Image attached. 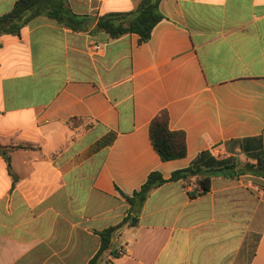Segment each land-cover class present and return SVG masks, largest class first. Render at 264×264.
<instances>
[{
	"label": "crops",
	"instance_id": "obj_1",
	"mask_svg": "<svg viewBox=\"0 0 264 264\" xmlns=\"http://www.w3.org/2000/svg\"><path fill=\"white\" fill-rule=\"evenodd\" d=\"M18 0H0V16ZM95 19L142 0H64ZM151 38L112 39L46 15L0 37V264H89L99 232L121 224L152 172L169 179L202 152L255 162L264 150V0H162ZM96 45L104 48L95 50ZM187 155L163 161L150 138L162 112ZM256 139L254 141H247ZM239 144H233V141ZM264 184L251 173L150 192L104 264H264Z\"/></svg>",
	"mask_w": 264,
	"mask_h": 264
},
{
	"label": "trees",
	"instance_id": "obj_2",
	"mask_svg": "<svg viewBox=\"0 0 264 264\" xmlns=\"http://www.w3.org/2000/svg\"><path fill=\"white\" fill-rule=\"evenodd\" d=\"M162 0H142L133 11L109 13L95 19L90 15H77L67 8L64 0H18L12 10L0 16V37L3 35L21 36L22 29L33 19L46 15L59 23L77 31L88 30L96 23L95 30L108 34L112 39L124 35L137 34L140 43L147 42L155 26L165 19L159 10ZM152 144L163 161L181 159L187 155L186 136L184 132L172 131L169 128V115L166 111L157 116L150 125ZM251 139L247 141H254ZM239 144V141H233ZM246 155L255 162H246L239 168L234 156L217 158L211 151H202L185 169L174 171L169 179H165L160 172H152L142 188L132 196H126L130 204L128 215L117 226L100 231L101 247L89 264H104L105 255L112 256L118 251L113 248L115 233L125 225L136 226L141 209L149 194L154 189L169 183L195 178L196 187L187 194L191 199L203 196L211 191L212 177L222 173L229 178L251 173L264 179V150L259 145L255 151H250L240 143ZM0 154L10 164L7 150L0 144Z\"/></svg>",
	"mask_w": 264,
	"mask_h": 264
},
{
	"label": "built area",
	"instance_id": "obj_3",
	"mask_svg": "<svg viewBox=\"0 0 264 264\" xmlns=\"http://www.w3.org/2000/svg\"><path fill=\"white\" fill-rule=\"evenodd\" d=\"M103 48L104 47L102 45H96L95 46L96 51H100ZM248 185H249V187H251L256 192H263L264 191V184H261V183H258L256 181L251 180L248 182Z\"/></svg>",
	"mask_w": 264,
	"mask_h": 264
}]
</instances>
